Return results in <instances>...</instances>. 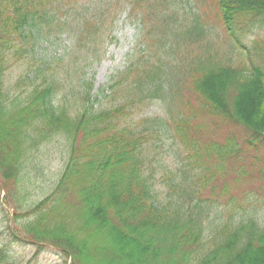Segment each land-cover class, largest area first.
Wrapping results in <instances>:
<instances>
[{"label":"trees","instance_id":"trees-1","mask_svg":"<svg viewBox=\"0 0 264 264\" xmlns=\"http://www.w3.org/2000/svg\"><path fill=\"white\" fill-rule=\"evenodd\" d=\"M208 4L205 13L201 0H0V199L25 215L14 214L0 233V264H20L13 244L51 247L71 264L264 260V211L240 210L228 183L255 178L257 165L246 172L235 137L219 143L212 132L219 121L234 123L246 146L264 147V37L252 47L243 41L264 27V0ZM126 7L142 22L150 54L111 77L95 100L76 69L38 63L35 47L64 31L75 49L98 50L102 29H113ZM81 11L91 17L75 31ZM213 12L220 32L208 22ZM253 51L261 53L256 62ZM107 91V102L98 101ZM156 99L164 113L139 117ZM248 101L255 107L249 117ZM164 142L171 147L162 157L156 150ZM53 143L64 149L62 169L52 192L32 204L41 149ZM171 157L181 166L173 170ZM130 243L138 249L131 257L120 249Z\"/></svg>","mask_w":264,"mask_h":264},{"label":"rangeland","instance_id":"rangeland-1","mask_svg":"<svg viewBox=\"0 0 264 264\" xmlns=\"http://www.w3.org/2000/svg\"><path fill=\"white\" fill-rule=\"evenodd\" d=\"M79 1L82 2L85 0ZM201 2L204 12L207 13L209 0H201ZM130 10L131 7L129 10L126 7V10L120 13L113 29V25L102 29V32H105V36L103 37L104 45L99 44L98 50H96L95 47H92L93 51L89 54L91 59L88 61H84V59L89 57V55H86L84 51L74 48V35L64 31L49 37L48 41L45 43H40L35 47V53L39 55L37 57V61H39L38 63L45 68H50V66H53L58 70L66 69V71L69 72H72L76 69V73L78 72L79 77L81 78L80 82L82 86H84V82H88V84L92 85V95L93 100H95V95L97 96L101 88L106 87L110 83L111 77H114L125 71V69H127L132 62L136 61L140 54L142 55V58L143 56L146 57L150 54L149 49L151 44L150 42H144L146 34L143 35V32H141L143 30L141 24L142 22H140L138 18L132 16L134 14H130ZM90 15L91 13L89 11L84 12L83 14L77 13L79 20L75 19L76 24L73 25L75 27V31L79 28L78 26H81L82 20H85L88 17L90 18ZM208 17L211 21L210 22L208 20V22L210 24L214 23L217 27L215 31L220 32L224 29L219 22V16L216 18L215 12L210 13ZM67 19L69 29L71 26V20L68 16ZM95 19L98 20L97 17ZM51 25L53 29H56L53 23ZM75 31L72 33L76 34ZM84 31H86V28H84ZM263 37L264 27L256 28L252 30L245 38H243V41L246 46L252 47V43L254 41ZM223 43L228 44L227 37L224 39ZM182 46L183 45H181V47ZM260 55V52L256 53L253 51V61L256 62L261 59ZM101 56H103L102 61L97 62L95 59ZM45 57L48 58V64L46 63ZM20 72L21 68L13 67L9 73L13 74V76H18ZM109 94L110 91H107L105 97L99 98L98 101L101 103L107 102V100L110 98L108 97ZM145 106L148 107L139 115L141 118H153L164 113L159 99L146 102ZM206 121L209 123L214 122L210 121V119L207 117ZM234 125V123L230 124L219 121V123L216 124V127L212 128L214 130L212 132H215L217 142H224L227 136L235 137V139L238 141V144L241 145L242 148H240V157L244 161L243 167L246 172L253 164L257 166L254 170L255 178L252 177V174H248V176H245L243 179H241L239 183H234L235 179H233V177L230 178L228 182L230 190L229 194L232 195L233 198H236L237 203H239L238 207L240 210L247 209L250 206H256L259 210L264 211V147L260 148L259 146H256L250 148L249 146H246L245 132L239 129L238 126ZM207 136L210 137L212 135ZM46 146L42 147V155L39 157L40 163H38V166H40V175L36 178H33L35 174L32 176L33 186L29 190L31 194L28 199L32 204H37L38 202L42 201L52 192V183L50 181L55 180L56 174L60 172L63 166L62 158L60 156L64 152V149H61L62 147L57 145V143L50 148ZM160 146L161 150L157 149L156 152L161 155L163 154V157L167 153V148L171 146L168 142H164ZM60 149L61 152H57L60 151ZM155 155L157 154L155 153ZM160 158L161 157H159V159ZM173 159L174 157H171L166 162H168L169 165L171 164L174 166V170L175 166L180 167L181 163L174 165ZM159 177H162V175H159ZM19 195L20 194L18 192H15L13 199L17 200ZM3 196L4 193L3 195L1 194V197ZM11 202L13 203V200H11ZM219 202L227 203L228 201L227 198H224L219 200ZM22 213L23 212H19L18 214V212L14 211L12 205L5 207L3 205V199H0V233H4V229L9 225L10 218H12L14 214L19 218H24L25 215ZM4 237L2 239H4ZM102 243L105 244L106 240ZM96 244L97 242L91 246ZM126 246L123 244L120 246L123 255H130L131 257L132 254L138 251L134 243H130ZM9 250L12 252V255L15 257V259L20 262V264H71V261L67 260L65 257H62L59 253H57V251H55V249L48 246H43L40 250H38L36 246L31 244H13L10 246ZM104 254L107 257V252ZM105 255H102V257ZM258 260L259 261L257 262L259 264H264L263 259Z\"/></svg>","mask_w":264,"mask_h":264},{"label":"bare ground","instance_id":"bare-ground-1","mask_svg":"<svg viewBox=\"0 0 264 264\" xmlns=\"http://www.w3.org/2000/svg\"><path fill=\"white\" fill-rule=\"evenodd\" d=\"M242 109H244L245 111L244 115H246L247 117H249L251 114L255 112V107L249 101L246 102L244 105H242Z\"/></svg>","mask_w":264,"mask_h":264}]
</instances>
